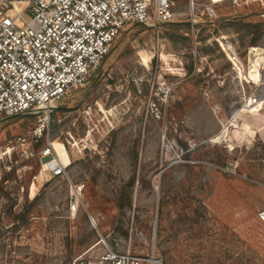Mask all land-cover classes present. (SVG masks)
<instances>
[{"label":"rangeland","instance_id":"rangeland-1","mask_svg":"<svg viewBox=\"0 0 264 264\" xmlns=\"http://www.w3.org/2000/svg\"><path fill=\"white\" fill-rule=\"evenodd\" d=\"M197 1L217 3L199 44L189 30L127 24L86 83L50 106L37 143L39 114L0 121V264L94 261L104 244L151 242L162 264H264V98L246 104L264 81V0ZM173 9L171 23H188L187 0ZM223 17L261 23L259 39ZM51 159L66 178L44 170Z\"/></svg>","mask_w":264,"mask_h":264},{"label":"built area","instance_id":"built-area-1","mask_svg":"<svg viewBox=\"0 0 264 264\" xmlns=\"http://www.w3.org/2000/svg\"><path fill=\"white\" fill-rule=\"evenodd\" d=\"M175 1L0 0V121L39 114V123L29 132L37 143L48 127L50 106L86 83L100 67L119 32L129 23L153 28L174 22ZM227 1L241 6L247 0ZM187 3L189 31L195 41L202 17H216L213 5L217 3ZM231 59L239 61L235 53ZM260 83L247 99V106L253 107L264 98V81ZM157 91L165 95L163 81L157 85ZM50 150L46 147L41 157L47 158ZM65 168L51 159L44 170L52 177L66 178ZM74 188L80 192L82 187ZM71 198L70 211L76 212L79 200L76 195ZM258 218L264 223V210ZM72 264H162V259L153 242L148 251L132 250L129 243L119 252L104 244L96 260H77Z\"/></svg>","mask_w":264,"mask_h":264},{"label":"trees","instance_id":"trees-1","mask_svg":"<svg viewBox=\"0 0 264 264\" xmlns=\"http://www.w3.org/2000/svg\"><path fill=\"white\" fill-rule=\"evenodd\" d=\"M235 18V17H234ZM234 19L230 18V17H223L220 19H217L216 22H222V25H226V26H236L238 25V29H240L241 27L246 28L247 33L253 32L255 37L252 40V42H255L257 39H259L260 34L262 33V24L261 23H251V22H246V23H242V21L237 20V21H232ZM211 23V22H210ZM168 27L173 28L174 30H184L186 33L189 30V25L188 23H167ZM32 119H34V117L26 115Z\"/></svg>","mask_w":264,"mask_h":264},{"label":"bare ground","instance_id":"bare-ground-1","mask_svg":"<svg viewBox=\"0 0 264 264\" xmlns=\"http://www.w3.org/2000/svg\"><path fill=\"white\" fill-rule=\"evenodd\" d=\"M235 124V123H234ZM234 126V125H233ZM239 127L238 124L235 126V129ZM238 130V129H237ZM228 137V133L225 129H223L221 132H220V136L216 139L217 142L220 141L222 138H227ZM51 148H52V151L54 152V154L57 155L58 159H60L59 161H63L64 164H67L68 163V157L65 153V149L64 147L61 145V144H58V143H51ZM56 157V156H55ZM66 162V163H65ZM62 163V165H63ZM34 184H32L31 186V189H30V196L31 197H34L35 193H34ZM29 196V197H30Z\"/></svg>","mask_w":264,"mask_h":264},{"label":"water","instance_id":"water-1","mask_svg":"<svg viewBox=\"0 0 264 264\" xmlns=\"http://www.w3.org/2000/svg\"><path fill=\"white\" fill-rule=\"evenodd\" d=\"M17 116H19V115H17Z\"/></svg>","mask_w":264,"mask_h":264}]
</instances>
